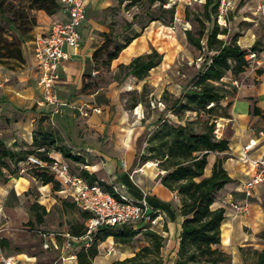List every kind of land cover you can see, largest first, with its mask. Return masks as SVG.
<instances>
[{"label":"rangeland","instance_id":"1","mask_svg":"<svg viewBox=\"0 0 264 264\" xmlns=\"http://www.w3.org/2000/svg\"><path fill=\"white\" fill-rule=\"evenodd\" d=\"M32 1L33 0H0V33L8 41L23 40L22 49L26 40L30 37L29 33L34 29L37 23V19L33 17L32 14L34 10L29 9V5ZM150 1L151 0H138L134 4L128 6L129 1L126 0H101L100 5H102V9H89L86 28H88L90 32L92 18L99 19L108 27L107 33L111 32L116 39L123 41L125 37L132 35L134 30L139 31L143 26L148 24L153 14L156 15L159 13V3L151 4ZM188 2H190V4H187ZM180 3L181 5L178 7L176 6L179 20L177 21L175 19L173 23H169L168 25L165 24V26L177 35L176 39H180L179 35L181 38L184 37L183 34L185 29H192L194 32L198 31V29L203 26L200 21L201 19H204L206 29H212L213 22L208 21L203 15L204 7L200 0H182ZM257 7L258 0L238 1L236 9L232 13L229 28H227L228 33L223 40L225 42H230L234 40V38L238 39L241 36L246 41L255 40L254 44L257 43L258 45V50L256 52L258 58L261 60L260 66L264 67V12L260 11L255 13ZM23 11L24 18L20 15ZM131 26L132 28H130ZM150 37L152 38V35H150ZM159 37L160 39L161 37L166 40L168 39L170 43L169 47H178L172 36L159 35L158 38ZM205 42L206 41L203 40V44ZM250 42L251 41L247 43ZM254 44L252 43L251 47ZM184 45L185 47H182L183 49H181V53L175 61H165L160 68L152 71L149 76L144 79H138L137 77L128 75L127 69H121L119 67L116 70H112L110 67H103L102 61L104 56L100 57L96 62V69L98 71L96 70L97 72L91 73L88 69L84 74V78L88 79V83H90V85H95L96 88L103 87L100 93L96 95V98L99 97L98 105L103 108V111L99 114L98 124H92L90 126L86 124L88 129L85 132L83 141L78 142L76 139H73V136L74 138L78 136L74 135L72 131H70L69 134L64 128L61 130V134L58 126V129H56L51 123V120H49V124L48 122L46 124L45 118L42 117L36 119L34 122V129L41 127L48 131H56L55 133L63 135L65 138L64 140L68 141L66 143L63 140V143L70 147L73 146L72 148L74 149L80 147H96L101 150V153H103L102 157L81 150L86 155V163L90 165H96L98 162L104 161L106 163L108 160H117L118 164L124 167L123 163L127 160L125 156L128 142L133 141V155H135V160L133 162L134 164L141 163L142 161L140 158L146 152L147 139L157 128V126L155 128L153 125L159 116L164 118L166 115L167 119L173 122H179L180 118L183 122L197 119L196 114L191 111L181 112L179 118L173 114L169 108L173 105L175 99L183 96L192 86L194 77L203 70L206 60L212 57L214 52L203 49L200 51L189 44L188 41L187 43L184 42ZM19 61V59H0V65L10 64V67L14 68L13 66ZM225 80L230 81L229 78H225ZM91 88V90H94L95 87L91 86ZM112 97L116 98V102H113L114 104H112ZM225 104L226 101L223 102V105ZM20 111L21 113H25L28 110L22 109ZM30 113H32V111H30ZM216 113L224 115L223 111L220 109ZM226 113L231 115L230 109H228ZM201 118L205 120L208 116L202 114ZM224 118L225 117H218L215 119L217 129L219 127L222 128L221 123L224 121ZM1 119L5 126L13 121V117L6 116L5 114L2 115ZM157 122H159V120ZM24 134L25 136L31 135L30 131L27 133L24 132ZM20 143L24 145L27 142L23 140ZM25 148L30 149L33 147L27 143V147ZM67 160L74 172H80L83 168V163L71 159ZM28 171L31 174L30 176L38 181L39 186L33 185L26 192L23 198L24 205L21 209H5L7 217L4 219V225L2 224L0 241L2 242V239H4L7 241V245L1 246L8 253L35 256L40 264H63L65 262L60 257V251H46L42 248L40 231L49 233L71 231L73 226H79L83 223L84 217L77 207L66 205L65 201L60 198V196H65L63 191L59 192V196L53 191H39L38 188L42 186L41 181L34 176V171L32 169ZM18 174H20L18 164L16 168L14 164H11L9 169L3 170V174L0 175V198L3 197L6 189H11L13 187V183L10 182L15 178H19ZM97 175L107 183L112 181L110 175L105 172V168L99 171ZM14 183L18 184L17 182ZM119 184L120 186L126 184L130 197L141 200V192L128 181V177L125 176V174L122 175ZM50 185L53 187V184L50 183ZM42 195L46 196L45 200L44 197H41ZM255 195L256 194H254V198L252 197L250 201L257 203V207L264 214V199L255 198ZM39 198H42L48 207L42 225L34 222L36 213H42V210L39 208H32V203ZM231 201L237 200L231 199L219 192L215 203V207L223 206L226 208L227 218L240 220L238 226L239 230L236 233L237 237L234 239L235 243L232 244L231 237V243L228 245H233L234 254L226 251L231 257L230 264H256L258 259L256 251H261L264 247V227L255 229L254 225L249 224L248 216H251L253 213V206L250 207V212L248 214L241 215L231 207ZM242 219L243 221L241 222ZM30 221L31 223H29ZM224 224L222 229L225 233L223 232L222 234V241L224 240V244L227 245L228 236L226 237L227 232L224 229ZM136 225L137 227H134L135 229L141 227L149 228L148 225L143 227L140 223ZM38 229L40 230L38 231ZM120 231L121 227H115L110 231L100 233L99 240L97 241V248L102 252L104 257L103 263L113 258L132 256L136 251L142 248L143 245L149 242V238L145 234V229L139 232L132 243L125 244L122 248L118 247V242L112 237L105 239L106 242L104 239H100V237L108 232L116 234ZM223 236H225V239ZM230 248L232 247L227 249ZM230 250L233 251L232 249ZM237 258H239V260H237ZM99 261V258L96 259L97 264H100ZM168 261L167 263L165 261V263L168 264ZM69 264H71V262H69Z\"/></svg>","mask_w":264,"mask_h":264},{"label":"crops","instance_id":"2","mask_svg":"<svg viewBox=\"0 0 264 264\" xmlns=\"http://www.w3.org/2000/svg\"><path fill=\"white\" fill-rule=\"evenodd\" d=\"M100 1L101 0H89L88 2L86 19L80 26V47L78 49H73L70 47L67 48V51L70 52L71 57L65 60L63 63L61 77L57 82V91L60 97L69 104L68 106L64 107L61 114H55L53 112V107L42 103L43 95L42 90L38 85L39 74L34 58V48L35 38L38 35L47 32L52 22L56 20H65L67 15L61 9L53 15L47 14L44 10L33 11V17L37 19V23L34 26V29L29 33L30 37L26 40L23 46L24 61L17 62L16 65L13 66L14 68H11L10 64L0 65V105L4 111L3 114L13 117V121L9 125L5 126L3 120L1 119L3 114L0 115V140L8 146L18 150L26 149L25 147H27V143L28 145H32L33 131L35 130L34 122L38 117L45 118L46 124L47 122L49 124V120H51V123L54 125V127L56 129L59 128L60 131L63 128L67 130L69 134L70 131H72L74 135L78 136L77 138H74L73 136V139H76L78 142L83 141L85 138V132L88 129L86 124H88V126L92 124H98L97 122L99 120V114L102 112L98 114L91 112L88 117H84L80 113V109L87 106L100 107L98 105L99 97H97V99L96 95L100 93L103 87L96 88L95 85H90V83H88V79L84 78V74L86 71H88V69L91 73L98 71L96 69V62L94 60V52L104 42L103 33L108 32V27L105 26L104 22L96 18H92L93 20H91L92 24L90 27V32L89 29L86 28L89 9H102L103 7L100 5ZM180 2L181 1L173 0L172 5H176L178 7L181 5ZM201 2L204 3V1ZM167 3H171V1H168ZM260 11L264 12V6ZM260 11L257 10L255 13ZM150 35H152V38ZM159 35L172 36L175 39L178 47H169V40H166L162 37L160 39V37L158 38ZM225 35L226 34L221 35V38H225ZM183 36L184 37L181 38L179 35L180 39H176L177 35H175V33L165 26V24H163L161 21L150 22L146 24L143 34L134 39L130 45L120 53L119 57L112 61L110 69L116 70L122 64L128 65L136 56L150 53L153 49H156L159 53L163 54V60L159 66L153 68L149 72L150 74L152 71L160 68L163 63H165V61H175L178 58L181 53V49H183L182 47H185L184 42L187 43L185 33ZM204 40L206 41V39ZM249 41L251 42L247 43ZM249 41L243 39L242 36L237 39V42L240 46L248 49L251 48V45L252 43L254 44L255 40L252 39ZM259 69H261L263 72L258 73ZM228 78L233 80V83L238 82L239 85L236 86L237 91L232 97V105L229 108L231 116L230 118H224V121L221 123L222 128L219 127L218 129L220 134L219 137L228 139L230 148L225 152L211 153L209 155L205 175L210 176L212 174L213 164L218 157L225 158L224 167L227 169L233 181L228 183L220 191V193L228 196L231 199L233 198L237 201H242L245 199L243 185L247 181L251 180L256 173V168L254 165L249 160L245 159L246 155L244 149L247 145H252V150L249 152V154L253 159H257L258 157L264 155V137L261 135V132L264 131V67L260 65L247 67L246 70L240 73L237 77H233V75L230 73L227 75L226 79ZM91 86L95 87L94 90H91ZM115 99L116 98H113L112 104H114L113 102H116ZM255 107L261 109L260 114L254 113ZM100 108L103 111V108ZM22 109L28 111L21 113L20 110ZM30 111H32V113H30ZM166 118V115L164 118L159 116L157 119L159 122L155 121L153 126L156 128V126H158L160 123V120H164ZM29 131L31 135L25 136L24 132L27 133ZM61 134L59 136L63 142L65 138ZM23 140H25L27 143L21 145L20 142ZM64 141L66 143L68 142L66 140ZM68 147L74 154H79L85 157V160L86 155L81 150H84L88 153L90 152L92 155L95 154L98 157L103 156L101 150L97 149L96 147H80L77 149L72 148L73 146ZM127 150L125 156L127 160H125L123 163L124 167H122L121 164L119 165L117 160H108L106 163L105 161L98 162L96 165H90L85 162L82 164V169L87 170L90 174H95L98 180L103 181L112 187L116 186L121 194L127 195L129 198L137 202H141L144 198H146L150 207L161 212L159 223L153 229H156L157 232L165 238L164 247L162 248L161 252L164 264H166L168 260V264H175L179 248L182 222L184 220L183 216L180 214V200L178 199L175 192H172L161 183L160 175H163L165 171H162L154 161H142L141 163L134 164L133 161L135 160V155H133V141L128 142ZM51 153L55 158L65 160L69 163L67 158H65L60 152L53 150ZM104 157L108 158L107 156ZM20 168L21 166L19 165V169ZM103 168H105V172H107L110 175V179H112L110 183H107L104 179L97 175L99 171L103 170ZM76 173L81 174V171ZM123 174H125V176L128 177V181L141 192V200L130 197V194H128V186L126 184H122V186H120L119 181L121 180ZM18 175L19 178H15L10 182L13 183V187L11 189H6L3 197L0 198V206L2 207V212L0 211V224L4 225V219L7 217V214H5V209H21L24 205L23 198L26 192L33 185L39 186L38 181H36L34 177L32 178L30 176L31 174L29 171ZM14 182H17L18 184ZM38 189L39 191H53L58 196L59 192H61L60 190H62L60 189L59 191H55L50 184H42V186ZM254 194H256L255 198L264 199V183L256 187ZM45 195L41 196L44 197V200L46 199ZM60 198L63 201L73 203L71 200L66 199V196H60ZM35 202L45 206L46 209H48L45 201H43L42 198L37 199ZM73 204L75 207H77L75 203ZM251 206H253V213L251 216H248L249 224L254 225L255 229H261L264 227V214L257 207V203L250 201V207ZM77 208L79 209V207ZM80 211L83 212L82 210ZM87 219L88 218H84L82 223L84 226H86ZM226 220L225 221L228 222V228L225 226L228 236V244L225 245L224 241H222L221 247L228 253L234 254L233 245H228L231 243V237L232 244L235 243L234 239L237 237L236 233L239 230L238 226L240 220L233 218H226ZM225 221L224 223H226ZM242 221L243 219L241 222ZM34 222L38 223L36 221V217L34 218ZM29 223H31V221ZM43 223H41V225ZM39 230L40 229H38V231ZM222 231L224 230L222 229ZM97 233L98 231L89 242L86 240L73 241L71 247L67 251L65 248L66 241L62 236L50 238V248L47 249L43 247V239L41 235L40 238L42 248L44 250H58L61 252V258L64 255L68 257L74 256L73 259L63 260L65 262L63 264H69V262H71V264H78V252L83 248H88L94 241ZM109 237L114 238L115 241L118 242L114 235L107 236V238ZM1 245L6 246L7 241L2 239V242L0 241V247L6 254L17 257L23 264H40L37 257L35 256L8 253ZM117 245L118 247L122 248V246L125 244L118 242ZM145 245H149V242H147ZM226 247H232L230 249L233 251L227 249ZM98 258L100 259L99 263H103L104 257L102 252H100V249L99 254L94 259V264H97L96 259ZM118 259L124 258H113L109 261H105L103 264H110L111 262ZM237 260H239V258H237Z\"/></svg>","mask_w":264,"mask_h":264},{"label":"trees","instance_id":"3","mask_svg":"<svg viewBox=\"0 0 264 264\" xmlns=\"http://www.w3.org/2000/svg\"><path fill=\"white\" fill-rule=\"evenodd\" d=\"M126 1H129L128 6H130L138 0ZM150 2L151 4L159 3V13L153 14L149 23L161 21L168 25L174 22L176 5L165 7L168 0H151ZM203 7V15L208 21L213 22L212 29H206L204 19H201L203 26L198 31L185 29L184 33L189 44L200 51L202 49L213 51L214 55L206 60L203 70L194 77L192 86L183 96L175 99L169 108L179 118L181 112L191 111L196 114L197 119L184 122L181 118L179 122H173L167 118L160 120L157 128L148 137L146 152L140 158L143 162L154 161L162 171H165L163 175H160L161 183L175 192L180 200V214L184 220L175 264H230V254L221 247L222 225L227 218L226 208L215 207V203L218 193L233 179L224 167L225 158L222 157L216 159L210 176L205 175V170L211 153H222L230 148L228 139L218 138L216 135L215 119L230 118L231 115L226 112L232 105V97L237 91L233 80L227 81L225 78L230 73L233 77H237L244 72L248 67L245 55L249 51L258 50L257 43L248 49L240 46L237 38L230 42H225L221 38V35L227 34L228 31L227 28H220L215 20L217 0H205ZM29 9L44 10L49 15H53L60 10V4L58 0H33ZM20 15L24 18V11ZM145 28L146 25L139 31L134 30L132 35L125 37L123 41L116 39L111 32L103 33L104 42L94 52L95 62L104 56L102 66L110 67L112 61L117 59L134 39L143 34ZM204 39L206 42L203 44ZM22 44L23 40L8 41L0 33V59L24 61ZM162 60L163 54L153 49L150 53L136 56L128 65H120V68L127 69L128 75L144 79L153 68L161 64ZM262 72L261 69L258 70V73ZM224 101H226L225 105H223ZM219 109L224 115L216 113ZM254 113L260 114L261 109L255 107ZM202 114L207 115L208 118L203 120ZM32 147L16 150L0 140V175L3 174L4 169H9L11 164H14L16 168L17 164L19 165L33 153L43 159L51 160L52 157L48 153L56 150L67 159L80 163L86 162L85 157L74 154L57 133L41 127L33 131ZM42 147H45V152L38 151ZM33 171L34 176L43 185L51 183L55 191L61 189L60 183L48 171L37 169ZM81 175L90 183L99 181L106 189L112 190V186L98 180L95 174H90L85 169L81 170ZM65 203L75 207L73 203L66 201ZM32 208L42 210V213H36V221L43 223L44 215L47 214L46 207L34 202ZM82 215L84 218L89 217L87 212H82ZM84 227L83 224L75 225L70 232L82 235ZM115 227H121V231L116 234L108 232L100 239L114 235L118 242L129 244L141 230L145 229L149 245L143 246L133 256L115 260L110 264H164L161 252L165 238L156 229H150V227L135 229L133 225ZM115 227L100 228L90 246L78 252V264H94V259L99 254L97 241L100 233ZM256 253L258 256L256 264H264V247Z\"/></svg>","mask_w":264,"mask_h":264},{"label":"built area","instance_id":"4","mask_svg":"<svg viewBox=\"0 0 264 264\" xmlns=\"http://www.w3.org/2000/svg\"><path fill=\"white\" fill-rule=\"evenodd\" d=\"M182 1V0H178ZM204 1L205 0H200ZM218 7L215 20L220 28H229L232 13L235 11L238 1L240 0H217ZM60 9L67 15L65 20H56L51 23L47 32L40 34L35 38L34 58L36 68L39 74L38 85L42 90L43 100L53 107L55 114H61L68 102L63 100L57 91V82L61 77L62 66L65 60L71 57L67 48L78 49L81 45L80 26L84 23L87 14L89 0H58ZM190 4V2H188ZM167 3L165 7H171ZM264 6V0H258L257 10L260 11ZM178 21V13L175 15ZM248 67L261 65L256 51H249L246 55ZM257 64V65H255ZM238 86V82H235ZM101 113L100 107H84L80 113L88 117L90 113ZM3 108L0 105V115ZM216 135L220 138L219 129ZM264 137V131L261 132ZM252 145H247L244 149L245 159L249 160L256 168L254 177L243 185L245 199L242 201H231V207L239 214L245 215L250 210V199L254 196L255 189L258 185L264 183V155L253 159L249 152ZM39 152H45V147L39 148ZM51 160L41 158L33 153L29 154L26 160L19 163L21 168L19 173L32 169L48 171L56 181L61 185L60 191L65 193L66 199L71 200L83 212H87L89 217L82 235H74L70 232L55 233L40 231L43 239V247L50 248L49 239L62 236L66 241V251L71 247L73 241H91L95 233L102 227H115L123 225H133L140 223L153 229L158 225L161 218V212L154 210L149 206L148 201L144 198L137 202L127 195L121 194L117 187L112 190L106 189L99 182L90 183L81 174L74 172L68 162L55 158L52 153H48ZM151 210V212H149ZM2 212V207L0 206ZM2 224H0V233ZM74 256H62V260L73 259ZM0 264H23L17 257L6 254L0 247Z\"/></svg>","mask_w":264,"mask_h":264},{"label":"bare ground","instance_id":"5","mask_svg":"<svg viewBox=\"0 0 264 264\" xmlns=\"http://www.w3.org/2000/svg\"><path fill=\"white\" fill-rule=\"evenodd\" d=\"M225 226L227 227L228 226V222H226L225 224H224V229H225ZM224 233H225V231H223ZM225 236H223V238H224ZM226 237H227V235H226ZM225 239V238H224ZM224 241V240H223Z\"/></svg>","mask_w":264,"mask_h":264},{"label":"water","instance_id":"6","mask_svg":"<svg viewBox=\"0 0 264 264\" xmlns=\"http://www.w3.org/2000/svg\"><path fill=\"white\" fill-rule=\"evenodd\" d=\"M149 212H151V210H149Z\"/></svg>","mask_w":264,"mask_h":264}]
</instances>
